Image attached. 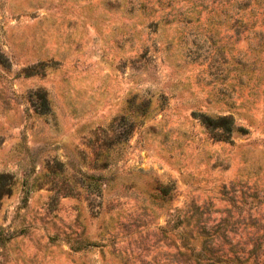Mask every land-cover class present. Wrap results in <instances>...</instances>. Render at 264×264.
I'll list each match as a JSON object with an SVG mask.
<instances>
[{
	"label": "rangeland",
	"instance_id": "rangeland-1",
	"mask_svg": "<svg viewBox=\"0 0 264 264\" xmlns=\"http://www.w3.org/2000/svg\"><path fill=\"white\" fill-rule=\"evenodd\" d=\"M0 264H264V0H0Z\"/></svg>",
	"mask_w": 264,
	"mask_h": 264
},
{
	"label": "trees",
	"instance_id": "trees-1",
	"mask_svg": "<svg viewBox=\"0 0 264 264\" xmlns=\"http://www.w3.org/2000/svg\"><path fill=\"white\" fill-rule=\"evenodd\" d=\"M219 124H217L218 128L223 129L225 133H231L233 132L235 128V121L233 118H230L228 116H223L220 118Z\"/></svg>",
	"mask_w": 264,
	"mask_h": 264
}]
</instances>
